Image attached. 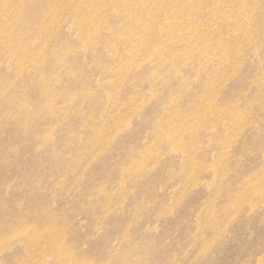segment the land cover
<instances>
[{
  "label": "rangeland",
  "instance_id": "374dc122",
  "mask_svg": "<svg viewBox=\"0 0 264 264\" xmlns=\"http://www.w3.org/2000/svg\"><path fill=\"white\" fill-rule=\"evenodd\" d=\"M0 264H264V0H0Z\"/></svg>",
  "mask_w": 264,
  "mask_h": 264
},
{
  "label": "bare ground",
  "instance_id": "6f19581e",
  "mask_svg": "<svg viewBox=\"0 0 264 264\" xmlns=\"http://www.w3.org/2000/svg\"><path fill=\"white\" fill-rule=\"evenodd\" d=\"M243 3H244V2H243ZM243 3H242V4H243ZM196 7H197V6H196ZM241 7H242V6H241ZM242 8L244 9V7H242ZM213 11H214V10H213ZM244 11H245V10H244ZM244 11H243V12H244ZM246 11H247V10H246ZM179 13H180L179 11H177V12H173V11H172V12L170 13V17H171V19H172L171 23L174 25V26H173L174 29H175V28L177 29V27L175 26V23H176V20H178V19H177V17L174 18L172 15L175 14V15H177V16H181V17H182V15H181V14L179 15ZM218 13H220V12H218ZM245 13H246V12H245ZM247 15H248V14H247ZM138 17H139V16H138ZM241 19H242V18H241ZM244 20H245V19H244ZM225 21H226V20H225ZM245 21H246V20H245ZM187 23H189V22H187ZM187 23H186V24H187ZM223 23H224V21H223ZM195 26H196V24H195ZM182 28H183V27H182ZM196 29H197V27H196ZM178 30H179V29H178ZM183 30H184V31L182 32V34L185 33V37H186L187 34H189V33H196L195 27H192V26L190 27V25L188 26L187 31H186V28L183 29ZM180 32H181V30H180ZM196 35H197V34H196ZM181 37H182V35H181ZM182 38H183V37H182ZM184 39H185V38H184ZM182 41H183V40H182ZM188 41H189V40H188ZM188 41H187V42H188ZM204 41H205V40H204ZM186 44L188 45V43H186ZM207 44H208V43L206 42L205 45H207ZM187 45H186L185 47H187ZM205 45H204V46H205ZM212 47H213V46H212ZM214 48H215V47H214ZM204 49H205V47H204ZM205 50H206V49H205ZM206 51H207V50H206ZM206 51H205V52H206ZM211 52H212V50H211ZM205 54H206V53H205ZM50 101H51V99H50ZM21 105H22V104H21Z\"/></svg>",
  "mask_w": 264,
  "mask_h": 264
}]
</instances>
